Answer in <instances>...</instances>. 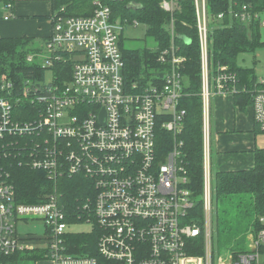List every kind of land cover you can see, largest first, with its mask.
Returning <instances> with one entry per match:
<instances>
[{"label": "built area", "instance_id": "built-area-1", "mask_svg": "<svg viewBox=\"0 0 264 264\" xmlns=\"http://www.w3.org/2000/svg\"><path fill=\"white\" fill-rule=\"evenodd\" d=\"M8 1L6 21L13 18L18 0ZM195 6L202 60L204 225L187 222L196 204L183 165L185 57L172 45L159 56V62L169 66L163 77L127 84L119 45L124 28L120 20L113 21L109 6L97 2L91 17H51L52 33L43 50L28 56L29 63L53 75L52 82H46L48 96L32 99L42 106L39 117L29 123L14 121L8 96L14 86L6 76L0 80V138L32 136L30 145L14 148L20 163L46 173L55 184L64 177H84L94 195L72 218L57 190L44 203H18L14 185L0 177V255L34 251L44 258L42 263L51 264H264V216L260 230L249 234L246 251L220 255L214 250L211 101L246 93L247 88L239 89L237 74L229 67L212 70L206 0H195ZM162 8L175 11L169 1ZM262 14L247 5L230 13L243 24L260 26ZM66 63L72 65L71 79L56 84L52 70ZM31 86L26 85L18 102L31 92L38 95V85ZM251 104L264 132V77L256 82ZM159 129L172 138V149L162 155L157 149ZM30 220L43 222L46 234L20 235L19 224ZM84 224L91 226L88 233L72 230ZM81 234H94L95 244H73L72 237ZM200 237L205 254L190 255L188 242Z\"/></svg>", "mask_w": 264, "mask_h": 264}, {"label": "trees", "instance_id": "trees-1", "mask_svg": "<svg viewBox=\"0 0 264 264\" xmlns=\"http://www.w3.org/2000/svg\"><path fill=\"white\" fill-rule=\"evenodd\" d=\"M169 0H50L53 14L70 17H91L96 10V3L101 2L112 10L113 21L120 20L125 27L135 23L147 26L146 38L153 39L156 48H129L124 44L123 30L120 35V49L125 62L124 76L127 84L135 82L148 83L153 77L164 76L168 65L159 62L162 52L174 45L179 56L185 57L183 74L185 84L181 107L186 111L185 130L182 139L183 165L188 175L187 188L192 192L196 207L190 212L187 222L204 225V148H203V105H202V60L201 42L198 31L195 0H181L178 9L167 12L162 3ZM4 5L8 0H0ZM131 2L141 6L140 10H128ZM207 14L212 17L208 31V50L210 66L214 72L220 66H227L237 74L239 89L247 88L234 96L235 105L241 111L252 106V92L258 80L254 69L241 68L238 56L264 46L260 37V24L246 25L233 18L231 11H239L244 5L254 12L264 11V0H206ZM224 15L223 19H219ZM172 24V31L167 27ZM173 32V33H172ZM186 37L189 43L182 40ZM48 40V39H47ZM46 40V41H47ZM46 43V42H45ZM43 50L29 38H0V80L3 76L13 84L8 95L14 106V121L29 123L35 120L42 106L33 103L34 96L47 97V72L38 63H29L28 56ZM56 84H64L71 79L72 65L60 64L52 70ZM38 85V95L31 92L21 102L17 99L23 95L26 85ZM252 108V107H251ZM32 143V136L5 134L0 138V177L6 178L16 189L18 203L41 204L48 195L58 191L61 203L66 204L67 212L74 218L83 203L89 201L94 191L91 183L84 177H64L55 184L46 173L34 170L20 163L21 156L14 148L25 147ZM171 136L159 129L157 131V149L162 154L172 148ZM28 149V147H26ZM7 176V177H6ZM91 185V186H90ZM214 202L222 204L223 215L218 217L219 232L225 230L233 239L231 253H239L237 247L244 248L248 236L260 230V218L264 216V149L255 151V165L252 169L237 172H217L213 183ZM63 206V205H62ZM228 210L232 219H228ZM220 210L218 209V216ZM76 222V221H72ZM239 236H242L238 238ZM76 246H93L94 234H81L72 237ZM205 240L200 237L188 242V253L194 256L205 254ZM44 258L39 253L17 252L11 256L0 255V264H20L24 262H41Z\"/></svg>", "mask_w": 264, "mask_h": 264}, {"label": "crops", "instance_id": "crops-1", "mask_svg": "<svg viewBox=\"0 0 264 264\" xmlns=\"http://www.w3.org/2000/svg\"><path fill=\"white\" fill-rule=\"evenodd\" d=\"M180 1L169 0L175 7ZM52 14L50 0H18L11 20L6 21V15L0 12V38H29L43 48L52 33ZM210 119L217 172L252 169L255 151L261 149L260 128L255 122L252 108L248 106L241 111L235 105L234 96H215L211 102Z\"/></svg>", "mask_w": 264, "mask_h": 264}, {"label": "rangeland", "instance_id": "rangeland-1", "mask_svg": "<svg viewBox=\"0 0 264 264\" xmlns=\"http://www.w3.org/2000/svg\"><path fill=\"white\" fill-rule=\"evenodd\" d=\"M207 4V2H206ZM179 7H175L174 9L177 10ZM0 12H3L5 15H8V12L5 11L4 5L2 2H0ZM208 16V15H207ZM210 21H212V17L208 16V28ZM262 21H264V14H262ZM172 31V24L170 27H167ZM146 31H147V26L139 24L137 27L135 26H128L125 27L123 30V39H124V44L126 47L129 48H150L154 49L156 48V43L154 42L153 39H147L146 38ZM260 39L262 42H264V25L260 26ZM238 65L241 68H247V69H254L255 70V75L258 78L264 77V46H259L256 49H254L251 52L248 53H243L238 56ZM47 83L52 82L53 80V75L51 72H47ZM212 102V101H211ZM258 136L260 138V147L261 149H264V132L261 130L258 133ZM211 138V176H212V182L214 183L215 180V175L217 173V170L214 166V159H215V150H214V140L212 143ZM218 209L220 210V214L218 216ZM222 209V204H216L214 202V209L212 213V233H213V244H214V250L216 253H219L220 255L230 251L233 249V239L231 238V234L228 233V231L224 232H219L218 228V217L220 218L223 213L221 211ZM227 218L230 220L232 219V212L228 210V215ZM72 230L75 233H88L91 230V226L88 224L84 225H75L72 227ZM18 232L20 235L26 236V235H33V236H44L45 233V225L41 221L37 220H30L27 224L26 223H21L18 226ZM242 236H239L240 238ZM248 246V243L244 244V248H239L237 247L233 251L237 252H244L246 251ZM20 264H51L50 262H24Z\"/></svg>", "mask_w": 264, "mask_h": 264}, {"label": "water", "instance_id": "water-1", "mask_svg": "<svg viewBox=\"0 0 264 264\" xmlns=\"http://www.w3.org/2000/svg\"><path fill=\"white\" fill-rule=\"evenodd\" d=\"M111 2H119V1H124V0H110ZM127 9L128 10H140L142 9L141 6L137 5L136 3L134 2H131L130 4H128L127 6ZM182 40H184L186 43H189V40L186 38V37H183ZM105 114V113H104Z\"/></svg>", "mask_w": 264, "mask_h": 264}]
</instances>
